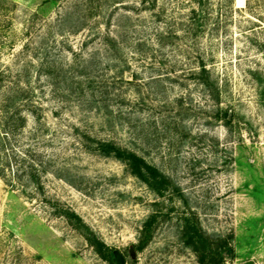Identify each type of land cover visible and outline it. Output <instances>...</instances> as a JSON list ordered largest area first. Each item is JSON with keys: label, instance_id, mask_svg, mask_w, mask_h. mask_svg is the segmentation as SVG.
Listing matches in <instances>:
<instances>
[{"label": "rangeland", "instance_id": "rangeland-1", "mask_svg": "<svg viewBox=\"0 0 264 264\" xmlns=\"http://www.w3.org/2000/svg\"><path fill=\"white\" fill-rule=\"evenodd\" d=\"M1 170L0 264H116L63 210L124 264H198L190 237L264 264V0H0Z\"/></svg>", "mask_w": 264, "mask_h": 264}, {"label": "trees", "instance_id": "trees-1", "mask_svg": "<svg viewBox=\"0 0 264 264\" xmlns=\"http://www.w3.org/2000/svg\"><path fill=\"white\" fill-rule=\"evenodd\" d=\"M199 76H201L203 80H206L208 78L207 70L201 68ZM22 122L23 120H21V123ZM8 131L11 132L12 130L8 129ZM90 143H92L91 151H94L103 157H110L122 163L129 175L135 177L137 180L152 190L159 192L162 189H165L167 186V180L165 176H163L155 167L145 162V160L135 152L126 148H122L112 141L90 140ZM34 165L35 164L33 163L28 164V166L22 172H14V179L18 185L20 184L22 189L31 187L33 189L41 188L37 169ZM0 177H5L2 170L0 172ZM56 214L64 217L70 225L77 229L83 235L86 242L93 246L94 250L100 255V257H103L109 261H115L112 251L107 249L101 242L94 238L92 232L82 223L81 219L75 213L69 210H63L57 211ZM151 218H148L143 223L141 237L137 245L132 246L134 250H140L147 242L150 235V225L152 222ZM195 241L196 240H194L193 237H190L187 240L188 245H192L193 247V251L197 256L198 264H222L225 257H233V250L231 247L227 246V244L219 245L215 248H209L208 251L206 249L200 251V245L202 247L203 242L198 240L197 242ZM194 243L197 244L193 245ZM197 245L199 247H197Z\"/></svg>", "mask_w": 264, "mask_h": 264}, {"label": "water", "instance_id": "water-1", "mask_svg": "<svg viewBox=\"0 0 264 264\" xmlns=\"http://www.w3.org/2000/svg\"><path fill=\"white\" fill-rule=\"evenodd\" d=\"M116 264H124L122 256L117 252H112Z\"/></svg>", "mask_w": 264, "mask_h": 264}]
</instances>
